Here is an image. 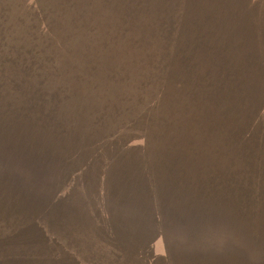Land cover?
Instances as JSON below:
<instances>
[{"label":"rangeland","instance_id":"374dc122","mask_svg":"<svg viewBox=\"0 0 264 264\" xmlns=\"http://www.w3.org/2000/svg\"><path fill=\"white\" fill-rule=\"evenodd\" d=\"M85 2L0 0V34L15 37L24 53L31 48L22 59L40 76L56 71L47 84L81 102L58 114L70 123L56 141L67 138L71 158L86 164L65 199L68 210L58 207L66 190L22 191L23 204L39 198L41 229L53 220L61 239H12L0 227L9 238H0V264H264V76L219 80L211 47L215 34L227 43L233 74L245 64L236 62L244 50L264 72L263 54L251 45L252 30L264 35V0H119L108 3L107 22H52L42 35L30 26L67 3L77 13ZM252 10L258 28L248 19ZM170 20L179 26L173 47L166 45ZM199 23L215 34L187 30ZM14 28L16 36L8 33ZM231 36H241L242 46ZM200 40L211 47L207 57L185 59V46L193 51ZM260 44L253 40L262 51ZM199 79L209 85L206 102ZM86 132L96 137L88 144ZM12 166L19 167L0 164L1 180ZM52 181L62 183L57 175ZM41 197H53V207Z\"/></svg>","mask_w":264,"mask_h":264},{"label":"trees","instance_id":"16d2710c","mask_svg":"<svg viewBox=\"0 0 264 264\" xmlns=\"http://www.w3.org/2000/svg\"><path fill=\"white\" fill-rule=\"evenodd\" d=\"M111 2H119V0H106L102 4L86 0L77 13H69L73 11V6L67 3V10L64 4L60 7L58 13L54 14L53 18H49L47 21H32L30 26L38 30L41 34L52 22L58 25H61L66 20H70L73 23H93L103 18H105L103 21L107 22L110 16L106 14V10L109 8L108 3ZM91 3L94 4V10L87 14L86 8ZM79 6L80 4L77 7ZM33 7L34 5L29 6V8ZM39 10H33L35 12L32 13V18L38 17L37 11ZM66 12L67 14H65ZM100 15L102 16L100 17ZM257 17L258 15L255 13V10H252L248 15V19L251 20L253 26L258 28L261 25V21ZM170 21L171 23L167 26L170 35L166 36V42L168 41L166 45L173 47L175 46L176 33L179 26L174 23V20ZM109 25H111V22ZM187 30L191 33L197 30L201 34L213 32L208 30L203 23H199ZM16 32L17 28H14L8 33L16 36L18 34ZM251 33H255V37L252 38L253 40L261 39L260 45H262L263 49L260 51L257 46L253 45L252 40L251 45L255 54L262 53L264 57V35L260 37L257 31L254 30ZM39 38H33L34 40L29 38V42L34 41L37 45L43 37ZM215 40H217V44L214 45L213 42L211 47L218 51L213 61V66H215L216 71L219 73V80L230 81L234 79V76H240L250 71L257 72L261 78L262 75L264 76V72H261V65L257 61L253 63L249 57L250 52L247 53L245 50L241 56H236V62L242 61L245 64L237 68L233 74L231 65H229L232 62V58H224L228 54L224 49V45L227 43L217 39L216 34ZM231 41L234 43L235 48L240 47L238 42L242 46L241 36H231ZM18 44L15 37L0 34V164L10 159L14 160L19 166L18 168L10 167L11 170L9 173L1 172L0 227H8L12 239H61L59 230L57 232L54 229L55 223L53 220H49V228L47 226V228L41 229L42 214L34 210L35 202L39 198L33 196L32 199L29 198V201L26 198V202L23 204L20 194H23L22 191L25 188L29 191L40 188L44 191L50 190L56 192L66 190L63 196H59L58 207L62 210H68L65 199L68 200L71 198V190L75 187L79 177L77 173L86 164L75 162L71 158L70 149L65 143L67 138L63 144L56 141L57 137L64 139L68 135L69 131L65 133V130L68 123H70L67 118L66 122L61 123L58 114L62 113L66 116L72 112L73 105L80 107L81 102H76V100L72 99L73 96L59 91V86L47 84L50 83L49 81H55L57 79V72L55 71L40 76L37 66L22 59L24 54H31L32 49L30 48L28 49V53H24L22 46ZM211 47L205 46L202 40H200L197 47L192 51L190 45L187 44L184 49L185 59L207 57ZM198 87L202 89V99L206 102L210 98L208 95L209 85L202 79H199ZM64 89L66 90L67 88L64 87ZM226 99L227 96L221 98L223 101ZM219 113L223 117L222 112L220 111ZM220 130L214 131L219 132ZM92 132L95 134L94 130ZM49 134L54 136V141L47 142ZM87 134L88 144L92 140V137H96L89 133ZM59 145L61 147H55ZM59 159L64 160V162H60ZM34 163H41V168L35 167ZM73 164L76 166L74 167ZM54 175H57L61 179L60 182H62L57 188L54 187L55 185H53L52 181V176ZM11 178L15 179L13 186L16 189L8 191L6 189L8 184L7 180H11ZM171 185L173 187H179L183 186V183H179L173 179ZM246 188L247 186L244 188L241 187V190L243 191ZM44 201L42 198V202ZM53 201V197L49 200L47 199L44 202V206L48 203L51 209L53 207ZM58 226L60 227L59 218ZM3 232L0 229V234ZM4 237H6L5 239H9L5 232L0 238L4 239Z\"/></svg>","mask_w":264,"mask_h":264}]
</instances>
